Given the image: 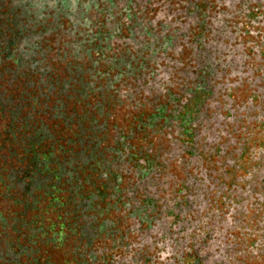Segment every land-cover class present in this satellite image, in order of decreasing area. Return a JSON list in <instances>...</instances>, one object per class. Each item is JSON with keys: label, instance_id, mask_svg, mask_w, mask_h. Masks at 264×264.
I'll use <instances>...</instances> for the list:
<instances>
[{"label": "flooded vegetation", "instance_id": "obj_1", "mask_svg": "<svg viewBox=\"0 0 264 264\" xmlns=\"http://www.w3.org/2000/svg\"><path fill=\"white\" fill-rule=\"evenodd\" d=\"M0 264H264V0H0Z\"/></svg>", "mask_w": 264, "mask_h": 264}]
</instances>
